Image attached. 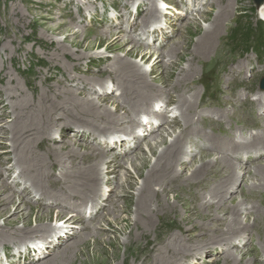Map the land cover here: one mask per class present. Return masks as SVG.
Instances as JSON below:
<instances>
[{
  "label": "bare ground",
  "instance_id": "1",
  "mask_svg": "<svg viewBox=\"0 0 264 264\" xmlns=\"http://www.w3.org/2000/svg\"><path fill=\"white\" fill-rule=\"evenodd\" d=\"M213 2L209 1L206 12L200 9V17L209 21L208 26L201 28L197 23H188L184 27L188 29L192 25L194 29L190 31L196 34L197 38L195 40L186 38L184 42L173 43L164 52H158L149 65V71L138 63L126 59L138 55L140 61L145 63L151 56V51L140 49L133 36L117 43L121 37L119 33L108 30L87 44L85 50L104 44L103 51L111 53L123 47L124 42L130 41L132 44L125 50L124 58L114 55L108 69V75L112 76L110 78L117 79L115 83L120 91L118 99H111L113 109L108 108L109 97L104 93L102 96H92L100 91L94 86L98 78L93 76L87 85L70 80L71 82H68L70 84L67 83L69 86H66L57 81L54 88L47 86L42 91H31L28 97L26 91L20 88L17 79L11 75V71L5 70L6 60L1 58L0 148L8 145L12 150L11 153L5 151L2 153L6 156L3 161L0 156V174L5 165H9L7 167L9 172L14 167L20 171L13 184L8 183L6 179L0 180V217H3V225L6 224L9 228L15 226V221L21 220L22 228L14 227L13 231L0 228V236L18 240L30 234L40 235L45 239L38 249L39 254H35L34 258L23 264H89L97 260L101 254L107 257L106 244L114 247L111 257L115 259L120 243L116 240L117 237L110 239V230L112 233L117 231L115 228L112 229V226L127 221L125 228H129L126 238L128 243L134 234L141 239L144 232H149L154 214H172L171 216L178 220L176 226L195 230L203 235L200 238L189 234L184 235L185 237L182 234V236L172 234L169 237L167 231H156L151 246L146 248L142 255L134 257L138 264H184L185 258L191 256L196 259L197 256H203L205 254L203 249L210 245L214 247L213 244H220L218 254L210 256L213 263L222 258L223 264H264L261 258L258 259L260 255L264 257V221L259 218V214H264V210H260L261 207L264 209V165L259 167L254 162L255 159L259 160L261 153L252 154L264 151V90L257 92L259 98L254 101L245 99L240 102L232 98L234 103L241 107L239 113L227 107L229 99L219 98L214 103L215 112H209L208 107L212 106L209 103L201 106L196 85L203 81L201 78L203 71L206 74L207 72L216 74L219 82H226L232 73V77L235 78L244 68L242 64L232 65L233 60L227 58L226 52H223L217 43L229 12L225 10L223 4H219L217 13L210 19V7L215 3ZM255 4L259 14L264 16V0H257ZM155 8L156 4L151 3L150 12L145 14L144 19L147 16L151 17V12L154 14ZM146 32L151 35L147 26ZM82 37L84 40L85 36ZM82 43V39L73 38L70 41L71 45L78 47H81ZM65 51L62 44H57L54 47V57L61 54L70 61ZM76 57L78 58L77 55ZM212 64L211 68L206 69ZM196 65L201 66V69L197 70ZM164 103L172 105L167 112L170 113L169 116L165 112H155L161 110ZM252 106L257 107V114L252 120L246 117L251 126L247 134L254 141L249 145L231 121L240 118L242 109ZM130 110L133 112L130 113ZM211 116L214 118L211 119ZM6 117L11 119L9 124L4 125ZM68 120L79 125L75 129L77 136L90 132L89 136H99L100 140L106 139L104 141L107 142L114 139L121 146L124 145V140H128L133 148L140 147L139 150L142 140H146L147 152L135 154L130 158L127 151L117 144L106 147V150L111 147L120 149L118 155H110L106 151H101L100 146H87L76 141L72 143L64 141L55 147L47 145L45 152H36L34 144L45 138L48 144L57 141L53 133L54 128L58 127L57 130L60 131L59 126ZM123 121L129 123L119 128ZM215 121L230 122L228 129L236 136L235 140L219 138L196 127L197 123L208 125ZM138 122L141 123L139 127ZM143 122H146V125ZM151 122L158 123V127L150 126ZM258 126L261 129L255 133V127ZM136 127L141 132L135 133ZM159 127L164 130L166 128L165 135L161 132L158 134ZM175 127L180 129L178 133H175ZM108 129L116 130L112 133L122 129L124 136L119 133L117 139L113 137L114 135L107 136L103 130ZM188 132L194 138L198 134L203 140H208L210 142L208 148L216 153L199 151V148L204 146L202 143H189L188 147H192V150L190 153L185 151L187 147L185 134ZM155 136H158V139ZM5 140L9 144H6ZM218 152H224L225 155H219ZM242 153L247 157L253 156L251 162L243 159ZM192 154L197 155V158L190 165L189 174L183 175L181 171ZM11 160L13 161L10 164ZM75 163L78 165L75 166ZM127 163L141 179L135 194L131 189L136 182L127 171L123 173V181L109 178L103 180L99 177L102 167H107V173L117 174ZM56 167L58 169L64 167L65 170L61 169L59 179L54 180L51 172ZM245 174L248 177L240 190L241 199L233 203L232 207L225 204L228 183L235 182ZM20 182L25 183L24 192L33 190L40 200L48 202L47 205L61 208L55 210L50 206L37 207L23 212L21 206L16 203L21 201L20 196L16 201L12 192ZM103 184L107 186L113 184L108 193L101 188ZM170 194L172 201L169 200ZM58 199L64 201L59 202ZM247 200L253 203L249 208H243L242 204ZM8 204L14 207L12 211ZM63 208L78 211L79 214H66ZM87 209L96 210V213L87 215L85 214ZM244 211L247 213L240 217ZM125 212L134 214L133 222L122 216ZM225 213L227 217L223 221L209 224L211 220L220 218L221 214ZM8 214L14 215L15 219L9 218ZM31 215H34L35 219L33 226L30 224ZM250 215L253 216L251 221ZM52 216L55 220H63L65 225L61 228H72L76 239L70 241L63 229L60 228L56 232L51 225H46ZM108 216H111V219H108ZM196 218L202 221L199 228L194 224ZM102 221L107 223L106 226L101 223ZM39 231L42 232L37 234ZM123 231L124 228L118 230ZM250 231H252L250 238L254 243L248 250L238 251L237 248L249 236ZM50 254L52 255L48 257ZM244 254L248 259L242 256Z\"/></svg>",
  "mask_w": 264,
  "mask_h": 264
},
{
  "label": "rangeland",
  "instance_id": "2",
  "mask_svg": "<svg viewBox=\"0 0 264 264\" xmlns=\"http://www.w3.org/2000/svg\"><path fill=\"white\" fill-rule=\"evenodd\" d=\"M209 1L215 2H213L214 5L210 7V19H212V17H214L217 13V5L219 4H223L225 6V10L229 12L227 18L223 22L221 36L217 40V43L222 47L223 52H226L227 58L233 60L231 61L233 62L232 65L242 64L245 69L243 68L244 72L242 71V73L237 74L235 78L232 77V73L226 82H219L216 74L213 75L209 72L206 74V72L203 71L201 77L203 81L197 83L196 88L199 92L201 106L204 107L205 103L212 105L211 107H208L209 112H215L216 108L214 103L221 98L226 100L229 99L230 102L227 107L231 110L234 109L239 113L241 107L235 104L232 98L238 99L240 102L245 99L254 101L259 98V93L257 92L264 90V87H261V84L264 81V16L259 14V10L255 4V1L257 0H0V60L1 58L6 60L5 70L11 71V75L17 79L20 88L24 92L26 91L25 94H28V97L30 96L31 91H42L43 89H46L47 86L54 88L57 81L60 82V84H66V86H69L67 83L71 81H79L83 83V85H87L90 83L91 76L95 78L97 77L98 79L96 80L98 82L96 81L94 86L100 91L97 95L93 94L92 96H102V93H104L105 96L109 97L107 105L108 108L113 109L111 102L112 100L119 98L120 91L118 90L117 83H115L117 82V79L110 78L112 76L108 75V69L114 55L117 54L124 58L125 50L129 49L132 44L130 41L124 42L123 47L113 50L112 53L103 51L104 44L94 47L95 49L92 48L85 50L87 44H89L91 40H95L97 35L102 32L106 33L108 30L119 33L121 37L119 38L120 40L118 39L117 43L126 39H131L133 36L136 38V43L138 42L137 45L140 46V49L151 51V56H149L145 63L142 60L140 61L138 55L126 57V59L131 62L138 63L143 69L149 71V65L155 59L158 52H164L167 47L171 46L173 43L178 44L179 41L182 43L186 40V38H191L193 40L197 38V35L193 32L191 33L190 31V29L193 30L194 27L190 25V28L186 29L184 28L186 24L197 23L198 27L201 28L208 26L209 21L203 20L202 17H200V9L202 8V10L206 12ZM151 3L156 4L154 14L151 12L152 16H147L144 19L146 16L145 14L150 12ZM227 5L228 7H226ZM238 20H241L243 23L247 20L253 30L252 40L246 47L242 42L233 44L230 41L234 27ZM146 26L147 30L151 31V35L146 32ZM82 35L85 36L84 40ZM73 38L75 40L82 39V46L78 47L76 45H71L70 41ZM57 44L63 45L64 51L66 50L65 55H67V58H69L68 60L70 61H67L61 54L54 57V47ZM254 45H256L255 49L251 50V47H254ZM259 45H263V48H258ZM55 53H57V51ZM106 56L107 58L105 59ZM211 66H213V64L207 66L206 69L211 68ZM195 67L197 70L201 69V66L199 65H196ZM219 73H221V71ZM204 81L206 84H204ZM171 106L172 105L164 103L163 108H161L162 111L156 110L155 112H165V114L169 116L170 113L167 112L170 110ZM247 108L242 109L238 120L237 118H234L235 120L233 119L231 122L232 125H235L238 128L239 134L242 137H245L246 144L249 143L250 145L254 141H252L247 134L251 126L246 117H249L251 120L254 119L257 114V107L252 106ZM6 110L9 111V108ZM198 110L199 108L197 111ZM121 112H123V110H121ZM132 112L133 111L130 110V113ZM212 118L214 117L211 116V119ZM10 119L11 117H6L3 122L4 125L9 124ZM128 123V121H123L119 128H122ZM212 123L208 125L197 123L196 127L198 129H202V131L207 134H214L223 139L229 138L230 141L235 140L236 136L233 133H230V129H228L230 122L215 121ZM140 124L141 123L138 122V127ZM143 124L146 125V122H143ZM158 125L159 124L156 122H151L150 126L158 127ZM77 126L79 125L75 124L73 121L68 120L67 122H64L59 126L61 129L60 131L57 130L58 127L54 128L55 132L53 133L58 139L57 141H53L48 144V141L45 138V140H40L38 144H34V149L36 152L42 153L45 152L44 150L47 145L55 147L58 146V144H62L64 141L67 143L76 141L79 144L87 146H100L99 149L101 151H106L110 155H118L120 153L119 148L111 147V149L106 150L107 146L117 144L118 146H121V144L115 142L114 139L112 142L104 141L106 139L100 140L99 136H89L90 132L77 136L75 131ZM138 127L135 128V133L141 132L137 129ZM174 129L175 133L180 131L178 127H175ZM260 129L261 128L259 126L255 127V133L259 132ZM103 131V133L107 136L114 135L113 137L115 139H117V133L124 136L122 129H119L118 132L114 133H112V131H116L114 129ZM164 131H166V128L164 130V128L159 127V133H157L160 135L161 132L165 135ZM202 131L200 133H202ZM196 135V138H194L191 136L190 132L185 134V140L187 142L185 151L190 153L189 151L192 150V147H188L190 146L189 143H202L204 146L200 147L199 151L208 152L209 154L216 153L211 150V148H208L210 144L208 140H203L201 136H198V134ZM157 137L158 136H155L156 139H158ZM151 141L154 142L153 140ZM4 142L9 144L7 140ZM146 142V140H142L140 144L141 150H139L140 147L133 148L128 140H124V145L121 147L127 151L128 157L133 158L135 154L147 152L145 145ZM247 148L250 149L248 146ZM11 150L12 149L8 145H5V148H0L1 161H3L6 157L2 153H4V151L11 153ZM218 153L219 155H225L224 152ZM257 153L261 154L259 160L255 159L254 162L257 163L256 166L261 167L264 165V151L252 152L253 155H256ZM195 154L198 155V153ZM195 154H192L188 158L185 168L181 171L183 175L189 174L188 170L190 165L193 164V161L197 158V155ZM11 156L12 154L10 157ZM242 158L251 162L253 156L247 157L244 153H242ZM153 160L154 158H152V161ZM12 161L13 160H11L10 164ZM127 164H125V167L117 174L107 173V167L104 166L99 172V177L103 180L109 178L111 180L120 179L123 181V173L127 171V173L132 175V178L136 182L134 187L131 189V192L135 194L141 179L137 177L135 171L129 166V164ZM74 165L77 166L78 164L75 163ZM8 166L9 165H5V168L0 174V180L6 179L8 183L13 184L17 180V175L20 169L14 167L9 172L7 170ZM61 169L65 170L64 167H61ZM61 169L56 167L52 170L51 177L54 180L59 179ZM247 177L248 175L245 174L244 177L235 180V182L233 181L228 183L225 204L232 207L233 203L241 199L240 190L247 181ZM24 185L25 183L23 182L17 183L14 189L15 191H12L13 195L15 194L14 196L16 201L18 200L17 197L20 196L21 201H17L16 203L18 206H21L20 208H22L23 212L30 211L29 208L32 210L37 209V207L50 206L55 208V210L61 208L60 206L47 205L48 202L44 203V201L40 200L38 195H36L33 190L24 192ZM112 186L113 184L108 186L107 184H103L101 188L105 191V193H108ZM169 200L172 201L171 194L169 196ZM58 201L62 202L64 200L58 199ZM252 203L253 201L247 200L243 202L242 207L249 208ZM80 204L81 203H79V206H81ZM8 207L11 208V211L14 208L11 207V204H8ZM260 207L261 206L259 205V208ZM261 209L264 210L262 207L260 210ZM63 210L66 214H79L78 211L74 212L69 208H63ZM54 211L52 214H54ZM94 213H96V210L92 211L87 209L85 211V214L87 215ZM245 213H247V211L242 212L240 217H243ZM8 215L9 218L15 219L14 215ZM171 215L172 214H154L152 218L153 225L152 223L150 224V229L148 230L149 232H144L143 235H141V239H138L136 234H134L133 239L128 243L126 238L129 228H125L127 221L124 220L115 224V227L112 226V229L115 228L117 231L112 233L113 231L110 230L109 236L110 239L117 237L116 240L120 243V246L117 249V257L115 259L111 257V252L114 250V247L106 244L105 249L107 250V257L106 255L101 254L98 256L97 260H93L89 262V264H138L137 259L134 257L136 255H142L146 251L145 249L151 246L156 236V231H167L169 233V237L172 234H182L183 237H185L184 235L189 234L195 238H200L203 235L195 230L188 228L184 229L176 226L178 225V220ZM221 215L223 218L220 217L215 220H211L209 224L212 225L213 223H219L227 217L226 213ZM122 216L129 218L130 222H133L134 220L133 213L125 212ZM252 218L253 216L250 215L249 220L251 221ZM259 218L264 221V214H259ZM108 219H111V216H108ZM200 221L201 220L198 218L194 219V224L197 225L198 228L202 223V221ZM49 222L46 223V225H51L52 229L56 232L61 228V226L65 225L63 220H55L53 216ZM101 223L105 226L107 224L103 221ZM3 224V217H0V228L8 231H13L15 228H22L21 220L15 221V226L11 228L6 226V224ZM30 224L32 226L35 224L34 215L30 216ZM174 226H176V230L174 229ZM121 228H124L125 232H118ZM61 229H63L65 235L69 237L70 241L76 239L72 228L63 227ZM40 232L42 231L37 232V234ZM250 234H252V231L249 232V236L245 238V241L239 245L237 248L238 251L244 252L251 247L252 243H254L251 241ZM44 240L45 239L40 235L34 236L30 234L21 237L18 240L13 239L12 237L7 238L0 236V264H23L25 261L34 258L35 254H39L38 249L43 245L45 242ZM125 244L127 245L125 246ZM213 245L215 246L212 247V245H210L203 249L205 252L203 256H197L196 259L188 256L185 258L184 264H223L222 258L216 263L211 262L212 258H210V256H216L219 252L218 248H220V244ZM256 246L259 247L257 244ZM48 248L50 247H45V249ZM215 248L216 250H213ZM51 255L52 254L48 257ZM242 256L245 259H248L247 255L245 256L244 254ZM260 258L261 261H264L262 260L264 257L262 258L260 255L258 259Z\"/></svg>",
  "mask_w": 264,
  "mask_h": 264
},
{
  "label": "trees",
  "instance_id": "3",
  "mask_svg": "<svg viewBox=\"0 0 264 264\" xmlns=\"http://www.w3.org/2000/svg\"><path fill=\"white\" fill-rule=\"evenodd\" d=\"M252 27L251 25L248 24L247 20H245V22L243 23L241 20H238L236 22V25L234 27L233 30V34L231 35L230 41L233 44L242 42L245 47L248 46V44H250L253 34H252ZM254 47H251V50L255 49ZM258 48H263V45H259Z\"/></svg>",
  "mask_w": 264,
  "mask_h": 264
},
{
  "label": "water",
  "instance_id": "4",
  "mask_svg": "<svg viewBox=\"0 0 264 264\" xmlns=\"http://www.w3.org/2000/svg\"><path fill=\"white\" fill-rule=\"evenodd\" d=\"M264 87V84L262 85V88Z\"/></svg>",
  "mask_w": 264,
  "mask_h": 264
}]
</instances>
